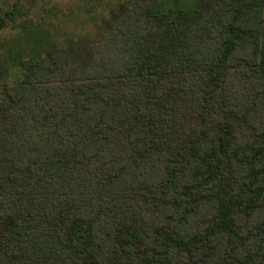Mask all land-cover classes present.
<instances>
[{"label": "trees", "instance_id": "obj_1", "mask_svg": "<svg viewBox=\"0 0 264 264\" xmlns=\"http://www.w3.org/2000/svg\"><path fill=\"white\" fill-rule=\"evenodd\" d=\"M30 3L0 0V264H264V0H75L64 33Z\"/></svg>", "mask_w": 264, "mask_h": 264}, {"label": "rangeland", "instance_id": "obj_2", "mask_svg": "<svg viewBox=\"0 0 264 264\" xmlns=\"http://www.w3.org/2000/svg\"><path fill=\"white\" fill-rule=\"evenodd\" d=\"M31 0H8L9 4H13L14 2H20L21 5L26 8L28 5H31L30 3ZM52 3H47V0H36V2H39V5L45 4L46 6H50V5H55L57 6L56 9V14L57 15H51V17H49V19L46 21L45 25H48V21H50L53 25L56 24L57 25V29L60 33H64L66 30H68L69 28L73 27V21H71L69 18L63 17L64 13H66L68 7H70L71 5H73V3L75 2V0H51ZM44 13L43 10H41L40 8L37 11V14H34L35 18H39L42 14ZM54 27L56 28V26L54 25ZM88 28L90 29V31L95 30L96 28L94 26H91Z\"/></svg>", "mask_w": 264, "mask_h": 264}]
</instances>
